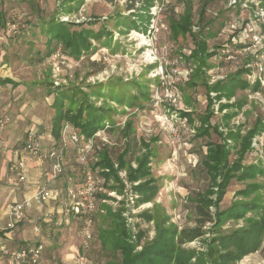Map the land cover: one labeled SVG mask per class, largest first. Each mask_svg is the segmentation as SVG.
I'll return each instance as SVG.
<instances>
[{"label":"rangeland","instance_id":"374dc122","mask_svg":"<svg viewBox=\"0 0 264 264\" xmlns=\"http://www.w3.org/2000/svg\"><path fill=\"white\" fill-rule=\"evenodd\" d=\"M49 1L0 0L1 57H5L13 81L21 85L18 96H22V100L17 102L23 106L20 110L22 123L18 124L20 133L13 140L14 148L22 149L27 131L38 123L35 117L43 119L44 132L50 129L54 112L52 101L54 96L59 98L61 94L56 92L62 91L53 89V85L63 82L66 88L63 89L64 109L75 111L82 107L85 119L89 112L86 106L90 104L101 107L107 117L96 136L88 139L91 144V150L86 153L88 165L97 160L101 151L109 153L114 161L118 154L127 150L125 159L135 167L136 159L145 153V143L151 155L150 177L156 180L159 189L152 202L136 206L137 196L130 193L123 171L119 176L126 189L121 195L108 190L116 184L112 181L106 184L99 173L94 174L96 211L92 214V239L85 246L82 220L67 211L69 202L63 190L67 177H71L70 184L78 186L82 183L84 168L80 164L79 149L85 142L75 145L66 137L48 144L45 140V150L63 149V171L55 178H52L50 161L33 155L41 162L42 178L53 179L50 186L57 193L59 191V201L44 204L41 209L40 204L28 213L25 211L24 220L12 229H6L8 216L6 220L0 218V233L9 230L27 234L25 242L1 241L0 246L17 249L41 244V264H78V257L91 264H117L119 253L107 244L100 245L98 237L99 232L113 231L115 227L108 210L122 211L133 235L138 230L145 232L137 251L154 235L153 221L146 223L137 217L144 210L154 219L167 217L169 224L179 229L194 225L191 204L185 199L208 185L200 166L205 141H220L213 131L209 132V138L195 136L205 113L207 93L204 82L213 85L218 82L215 80L210 84L215 76L231 77L250 56L254 57L250 65L255 61L264 64V1L237 0L234 4L232 0H56L53 5ZM188 4L192 14L191 32L197 39L205 40L206 51L212 54L202 67L204 73L191 78L189 74L196 64L187 59L194 47L191 38L189 35L175 38L169 28V21L178 20ZM202 9V20L198 22ZM82 29L97 33L88 34L93 38L88 52L94 54L89 55L86 51L73 58L61 45L53 42L52 55L43 58L48 36L62 40L69 33H78ZM239 49H245L246 58L228 60L222 57L224 54L226 57L235 55L232 50ZM255 74L251 68L249 75ZM242 77L246 79V74ZM219 91L235 95L229 100L222 97L212 102L211 126L217 125L224 135L239 128L240 134L244 135L257 118L264 123V84L254 91L252 88L241 91L238 84L231 81L222 84ZM215 95L211 97L214 99ZM236 103L240 105L220 108L223 104ZM180 112H189L192 122L181 123ZM227 115L231 117L226 119ZM5 116L11 118L10 114ZM108 123L111 127L105 128ZM126 123H129L128 130H124ZM72 130L81 135L78 129ZM227 145L232 162L237 158L239 141L227 142ZM243 163L256 164L261 172L250 181L232 180L220 208L227 209L239 201H252L258 207L248 210L240 219L226 220L215 234L240 229L264 212V128L252 138L251 149L245 154ZM248 183H254L258 189L245 198L236 196L235 193ZM5 190L3 187L7 197ZM100 195L109 199H102ZM210 237L211 233H207L184 248L202 253L206 250L204 241ZM105 238L110 235L106 234ZM247 256L237 264H264V236L253 257L243 262ZM5 263L0 254V264Z\"/></svg>","mask_w":264,"mask_h":264},{"label":"trees","instance_id":"16d2710c","mask_svg":"<svg viewBox=\"0 0 264 264\" xmlns=\"http://www.w3.org/2000/svg\"><path fill=\"white\" fill-rule=\"evenodd\" d=\"M203 10L204 9L200 10L198 22L202 20ZM191 16V6L188 4L185 6L183 15L179 17L178 20L169 21V28L172 36L176 38L177 35H189L194 46L187 57V59L196 63L194 68L191 69L189 74L190 78L197 76L199 73H204L202 67L206 66L205 61L207 58L212 56L211 53L206 51L207 45L205 40L197 39L192 34ZM47 28H49V26ZM91 33L93 34L94 32L90 29H82L78 33H69V35H66V38L62 40L51 37L48 38L46 41V53L44 58L52 55L55 49L51 47L53 42L61 45L60 47H62L64 51H68L71 56L77 58L82 51L86 52L90 49L91 44L88 39L92 37L88 34ZM85 34L86 37L84 38ZM57 35H60V33H57ZM77 37L82 38L77 40ZM248 71V69L241 67L233 73L231 77L218 81L213 85L204 82L207 93L206 107L195 136L209 138V132L213 131L220 141H205V152L200 157V166L204 171L203 173L206 174L208 185L204 190L189 194L185 199L191 204L190 210L193 213L192 221L194 225L192 227H183L179 229L169 224L167 217L163 216L161 219H154L149 211L144 210L139 213L137 217L141 218L146 223L153 221L154 235L149 241L143 243L141 250L137 251L136 247L145 237V232L138 230V232L133 235L127 227V223L125 222L126 219L122 214L123 212H112L108 210L109 217L115 221V227L113 231L99 232L98 237L101 243L100 245L106 246L107 244L113 251L119 253L120 259L117 264H237L243 257L255 253L259 249L264 236V212L260 218L250 220L246 226L240 229L230 230L223 234L214 233L226 220L240 219L248 210H253L258 207V205L252 201H239L227 209H221L220 203L232 180L239 182L250 181L261 172L258 165L244 164L243 161L245 154L251 149L252 138L259 134L264 128L263 120L257 118L251 129L244 135L240 134L239 128L235 131L229 130L224 135L219 131L217 125H210V119L213 116V111L211 110L212 102L222 97L229 100L235 95L234 93L220 92L219 87L222 84L235 81L241 91L251 86L253 91L259 88L260 85L258 81L253 85H249L248 81L242 77ZM59 92L61 93L59 98L55 96L52 104L54 115L51 121V135L53 139L55 141L60 140L61 130L65 123L78 129L84 138H91L106 121L105 119L107 117L102 108H95L89 104L86 106V110L89 109V112H87V114L85 113L87 116L83 119L84 110L82 107H77L75 111L63 108L65 93L62 90L57 91L56 94ZM209 92H214L216 94L214 99L210 97ZM128 105H131V103ZM238 105L240 104H223L220 108H230ZM180 115L182 118L186 119V122H192L189 112H180ZM230 117V115H227L226 119ZM128 129L129 123H126L124 130ZM124 135L127 136L126 133H124ZM228 140L236 143L239 141L237 158L232 162L229 161L230 151L227 147ZM143 146L145 147V153L136 159L135 167L127 163L125 159L128 152L127 150H123L118 154L114 161L109 153L101 151L98 153L97 160L90 166L94 174L99 173L106 184L110 181L116 184L109 186L108 190H115L119 195L123 194L126 189L123 179L119 176V172L123 171L125 174V181L129 184L128 189L130 193L137 196L135 199L136 206L141 203L152 202L159 189L156 180L150 177L149 164L151 155L148 151V145L143 143ZM114 164H116V167H114ZM257 189V185L248 183L243 189L238 190L235 195L245 198L254 193ZM100 198L109 199L106 195H100ZM207 233H211L212 237L205 239L204 244L206 250L202 253H198L193 249L184 248L186 244L202 239ZM106 234L110 235V238L106 239ZM193 259L194 261H192Z\"/></svg>","mask_w":264,"mask_h":264},{"label":"built area","instance_id":"2783aa9c","mask_svg":"<svg viewBox=\"0 0 264 264\" xmlns=\"http://www.w3.org/2000/svg\"><path fill=\"white\" fill-rule=\"evenodd\" d=\"M237 0H232V3H236ZM236 46V45H235ZM228 52V51H227ZM233 54L230 56L222 55V57L227 58L228 60H236L237 58H246L248 53H245V49L233 51ZM242 55V56H241ZM241 56V57H240ZM252 56L242 65L245 69L249 71L246 74V80L249 85H253L256 81L259 82V85L264 84V64L262 62H254L253 65H250L253 62ZM256 72L255 75L250 76L251 68ZM253 74V73H252ZM226 76H215L212 79V84L217 81L225 80ZM215 93H210L211 95ZM213 98V97H212ZM217 112V110H216ZM182 120V118H181ZM186 119L183 118L181 123L184 124ZM9 123V118L5 115L0 116V145L3 144V131ZM105 128H108L106 125ZM73 128L65 123L61 130V137H66L69 141L75 145H79L81 141H84L83 148L79 149L80 152V164L84 168V177L81 185L69 184L65 187V196L68 200V210L74 215L79 217L82 220L83 228L82 233L85 238L84 245L86 246L88 242L92 239V214L96 211L95 209V176L91 167L88 165L86 153L91 150L90 140H85L82 135H78L77 132L72 130ZM255 140H253L254 142ZM22 152L29 153L34 156L40 157L44 160H48L51 163L52 167V178L59 176L63 171V149L59 150H45L41 147L37 135L34 130L29 129L25 141L22 146ZM24 163L23 161L15 162L11 169L16 171L18 182L23 183L25 181V174L23 172ZM58 196L56 191L48 190L45 186L39 188L30 198L25 199L21 202L11 204L8 208V223L6 229H12L14 226L19 223L23 218L25 211L30 208L32 205L43 204L47 200H54ZM43 252V247L41 244L25 245L17 249H11L7 246L0 247V254L5 259V264H41V256ZM76 263L78 264H91L88 261L84 260L83 257H78Z\"/></svg>","mask_w":264,"mask_h":264},{"label":"crops","instance_id":"0c3cea01","mask_svg":"<svg viewBox=\"0 0 264 264\" xmlns=\"http://www.w3.org/2000/svg\"><path fill=\"white\" fill-rule=\"evenodd\" d=\"M54 1H56V0H50L49 2L51 5H53ZM60 1L63 2L62 0H60ZM61 11L63 12L64 10H61ZM61 14H63V13H61ZM0 17H1V11H0ZM48 38H50V36H48ZM92 40L93 39L90 38L89 42ZM52 44H54V43H52ZM89 50H91V49H89ZM81 53H85V52L82 51ZM94 53L88 52L89 55L94 54ZM45 58H48V57H45ZM73 58H75V57H73ZM7 65H8V63L6 62L5 57H3V56L1 57V35H0V116L1 115H9V114L11 115V118L9 117V123L3 131L4 135H2V137H4L5 141L3 142L2 145H0V218H3L4 220H6V217L8 216L7 210L11 204L18 203V202H21L25 199L30 198L39 188L45 186L48 190L56 191L55 189L51 188V186H50V184H51L50 182L53 179L49 180V179L44 178V177H43L44 179L42 178L43 170L41 167L42 166L41 162L38 160H35L36 158L33 157V155H31L29 153H26L25 156L23 157L22 155L24 152H22V149H20V147H19V149L14 148L13 140H14L15 136H17L20 133V131L18 129V124L20 125L22 123L21 122L22 111H20V110L23 109L22 108L23 106H21V104H18V102H17V101L22 100V96H18L19 95V87L21 85L15 81H13V78L9 75L11 69H10V67H7ZM64 84L65 83H63V82H61L59 84H54L53 89H61V90L66 89L65 87H63ZM49 95H51V92ZM16 98H17V100H16ZM52 104H53V101H52ZM52 109H53V106H52ZM53 111H54V109H53ZM53 115H54V112H53ZM52 118H50V124H51ZM10 119H11V121H10ZM35 119L38 122V123L35 122L36 124L43 125L42 124V121H43L42 118L40 119V117H35ZM32 120H34V119H32ZM36 124L33 125V127H30V129L35 131L37 138H38V141H39L41 147L44 149L45 144H46L45 140H47V144L50 141L55 142V140L53 139V137L51 135V125H50V129H48L47 131L44 132V125L41 127V126L36 125ZM106 125L108 126V128L111 127V126H109V125H111L110 123H108ZM71 127L73 128V126H71ZM95 134H96V132H95ZM95 134L91 138L96 136ZM87 139H90V138H87ZM227 142H231V141L228 140ZM20 160L23 161V163H24L23 172H24L25 177H26L25 181L23 183L18 182L16 171L11 169V166L15 162H18ZM70 178L71 177H67V179L64 181L63 190H65V187L70 184V182H69ZM14 180L17 181V184H19L20 186L16 185V182H14ZM1 185L6 189L5 191L8 192L7 197L3 193V187ZM22 185H24V186L22 187ZM19 188H21V189H19ZM58 193H59V191H58ZM59 198L60 197L58 195L54 199V201H52V199L45 201L43 204H41L40 209L42 208V206L44 204H48L50 202H58ZM37 207H38L37 205H32L30 208H28L26 210V213H28V210L30 211L32 208H37ZM22 220H24V218ZM21 239H22V241H21ZM26 239H27V234H23L22 232L15 233L14 231L5 230L4 232L0 233V245H1V241L2 242H8V241L25 242ZM2 244H4V243H2ZM2 246H7V245H2ZM251 257H253V253L249 254L247 256V258H245L243 260V262L249 261V259H251ZM258 264H260V263H258Z\"/></svg>","mask_w":264,"mask_h":264}]
</instances>
